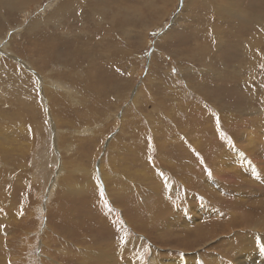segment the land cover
<instances>
[{
  "label": "rangeland",
  "instance_id": "374dc122",
  "mask_svg": "<svg viewBox=\"0 0 264 264\" xmlns=\"http://www.w3.org/2000/svg\"><path fill=\"white\" fill-rule=\"evenodd\" d=\"M5 6L0 264H264V0Z\"/></svg>",
  "mask_w": 264,
  "mask_h": 264
},
{
  "label": "bare ground",
  "instance_id": "6f19581e",
  "mask_svg": "<svg viewBox=\"0 0 264 264\" xmlns=\"http://www.w3.org/2000/svg\"><path fill=\"white\" fill-rule=\"evenodd\" d=\"M1 1V3H3L4 2V4L8 7V9H10V8H13V7H16V8H20V9H25L24 8V5H25V0H23V2H21V1H13V0H0ZM63 3V2H62ZM65 4V3H64ZM64 4H61L60 6L61 7H59V9H58V11L56 12V14L55 15H61V11H63V10H66L68 7H70L69 5H65L64 6ZM73 5V4H72ZM5 6V7H6ZM27 6V5H26ZM3 7V6H2ZM211 7V6H210ZM71 8V7H70ZM1 10V9H0ZM4 10H5V8H4ZM219 11V10H218ZM215 12V11H214ZM53 13V12H52ZM9 14V13H8ZM53 15V14H52ZM58 16H55V18H57ZM61 17V16H60ZM62 18V17H61ZM42 19H43V16L42 17H40V18H38L34 23H33V25L35 26V24L37 23H39V22H41L42 21ZM51 19V18H50ZM48 21V20H47ZM263 23V22H262ZM44 24V23H43ZM39 25V24H38ZM38 25H36V26H38ZM41 25V24H40ZM264 25V24H263ZM39 27V26H38ZM37 27V28H38ZM34 29V28H33ZM142 39V38H141ZM8 44V43H7ZM6 44V45H7ZM247 46V45H246ZM245 46V49H246V51L245 52H247V54L248 55H253V51L254 52H256V49L254 48V47H252L253 45L252 44H249L247 47ZM242 51V50H241ZM243 54V53H242ZM43 57V56H42ZM248 59V58H247ZM251 72V71H250ZM102 76V75H101ZM102 85V84H101ZM110 87V86H109ZM71 92V91H70ZM97 93V92H96ZM100 98V97H99ZM100 103V102H99ZM17 115H18V113H17ZM15 116H16V114H15ZM91 116V115H90ZM21 117V116H20ZM81 142V141H80ZM198 185V184H197ZM1 195V194H0ZM3 195V194H2ZM6 198V197H5ZM13 198V197H12ZM242 206H244V207H247V205L246 204H242L241 206H238L237 205V203H230V204H226V207H224L223 209H221V208H219V209H221L222 211H225L227 208H229V209H227V211L228 210H230V209H233V208H239V209H235V212H236V214L238 215L239 213H241V211H243L242 212V215H241V217L237 220V221H226L225 222V225L222 227V234H231V231H233L232 229H233V227L237 224V223H239L241 220L242 221H244L243 223H241L240 224V226L242 227V228H250V230H258L259 228H255V227H259V224H260V222L262 221V223L264 224V210L263 211H261V212H256V211H254V213L253 214H247L246 213V211H247V209L249 210V208H247V209H243L242 208ZM211 207H212V205H211ZM233 207V208H232ZM262 207V206H261ZM215 208V207H214ZM217 208V207H216ZM255 209V208H254ZM262 209H264V208H262ZM22 212V211H21ZM212 212V211H211ZM220 212V214H221V211H219ZM248 212V211H247ZM251 212H252V209H251ZM66 213V212H65ZM208 213V212H207ZM71 214V213H70ZM212 214V213H211ZM210 214V215H211ZM219 214V213H218ZM228 214V213H227ZM23 215V214H22ZM22 215H21V217H22ZM30 215V214H29ZM59 215V214H58ZM207 215H209V214H207ZM209 215V216H210ZM216 215V214H215ZM240 215V214H239ZM247 215H248V217H247ZM4 216V215H3ZM15 216H16V214H15ZM19 216H20V214H19ZM24 216V215H23ZM224 216H225V214H224ZM223 216V217H224ZM17 217V216H16ZM15 217V218H16ZM30 217V216H29ZM57 217V216H56ZM76 217V216H75ZM217 217H219V216H217ZM24 218V217H23ZM1 221H3L2 219H0ZM62 220V219H61ZM74 220V219H73ZM78 220V219H77ZM80 220V219H79ZM79 220L77 221L78 223H79ZM24 221V220H23ZM93 221V220H92ZM92 221H91V223H92ZM217 221V220H216ZM28 222V221H27ZM73 222V221H72ZM93 222H95V219H94V221ZM210 222V221H209ZM2 223V222H1ZM7 223V222H6ZM61 223V222H60ZM67 223V222H66ZM63 224V223H62ZM75 224V223H74ZM22 225H24L23 223H22ZM65 225V224H64ZM79 225H80V223H79ZM79 225H78V227L77 228H80L79 227ZM90 225V224H89ZM12 226V225H11ZM50 226V225H49ZM65 226H68V225H65ZM70 226V225H69ZM85 226V225H84ZM101 226V225H100ZM52 227V226H51ZM62 227V226H61ZM81 227H82V225H81ZM261 227V226H260ZM5 228V227H4ZM9 228V227H8ZM15 228V227H14ZM18 228V227H17ZM53 228V227H52ZM74 228V227H73ZM220 230H218V233L220 234V231H221V227H218ZM24 229H26V228H24ZM66 229H67V227H66ZM50 230H51V228H50ZM53 230H56V229H54L53 228ZM75 230V229H74ZM81 230V229H80ZM239 230V229H238ZM63 232H66L65 230H62ZM189 231V230H188ZM55 232V231H54ZM1 233V232H0ZM51 233V232H50ZM69 233H71V231L69 232ZM69 233H67V234H69ZM74 233V232H73ZM76 233V232H75ZM44 234V233H43ZM72 234V233H71ZM77 234H78V232H77ZM111 234V233H110ZM111 235H114V233H112ZM23 236V235H22ZM28 236V235H27ZM72 236V235H71ZM70 236V237H71ZM74 236V235H73ZM4 237V236H3ZM25 237V236H24ZM221 237V236H220ZM244 237V235H242V234H237V235H235V237L234 238H243ZM1 238V237H0ZM8 238V237H7ZM23 239V238H22ZM31 239V238H30ZM112 239V238H111ZM13 240V239H12ZM19 240V239H18ZM50 240V239H49ZM10 241V240H9ZM25 240H23V242H24ZM57 241V240H56ZM22 242V241H21ZM32 242V241H31ZM54 242H55V239H54ZM6 243V242H5ZM43 243H44V241H43ZM9 244V243H8ZM224 244H225V241L224 242H221V245L222 246H224ZM10 245V244H9ZM12 245V244H11ZM13 245H14V243H13ZM16 245V244H15ZM18 246V245H17ZM24 246V245H23ZM234 246V245H233ZM243 246V245H242ZM3 247V246H2ZM235 247V246H234ZM12 248V247H11ZM17 248V247H16ZM233 248V247H232ZM231 248V250H233ZM9 249V248H8ZM28 249V248H27ZM120 250V252H124L125 251V248L122 246V247H120L119 248ZM20 250V249H19ZM72 251V250H71ZM67 252V251H66ZM0 253H1V251H0ZM9 253V252H8ZM13 253V252H12ZM69 253H71V252H69ZM235 253V252H234ZM10 254V253H9ZM2 255V254H1ZM68 255V254H67ZM4 256H5V254H4ZM6 256H8V255H6ZM13 256V255H12ZM45 256V255H44ZM10 257H11V255H10ZM20 257V256H19ZM46 257V256H45ZM229 257H230V255H229ZM25 258V257H24ZM13 259H14V257H13ZM26 259V258H25ZM51 259V258H50ZM9 260H12V258L11 259H9ZM16 260V259H15ZM51 260H54V259H51ZM26 261V260H25ZM14 262V261H13ZM24 262V261H23ZM209 262H212L213 264L216 262V263H219L220 262V257H213L212 259H210L209 260ZM19 263V262H18ZM46 263V262H45ZM9 264V263H8ZM11 264H13V263H11ZM178 264H182V261H178Z\"/></svg>",
  "mask_w": 264,
  "mask_h": 264
}]
</instances>
